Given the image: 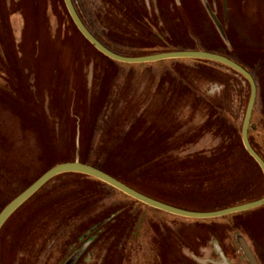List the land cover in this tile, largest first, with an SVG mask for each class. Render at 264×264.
<instances>
[{
    "label": "rangeland",
    "instance_id": "374dc122",
    "mask_svg": "<svg viewBox=\"0 0 264 264\" xmlns=\"http://www.w3.org/2000/svg\"><path fill=\"white\" fill-rule=\"evenodd\" d=\"M72 1L119 55L204 50L250 71L258 94L249 140L264 159V0ZM65 6L0 0V213L49 169L77 160L184 210L264 197V174L241 137L244 76L204 59L116 62ZM240 240L264 264V205L183 218L65 173L6 220L0 264H249Z\"/></svg>",
    "mask_w": 264,
    "mask_h": 264
},
{
    "label": "water",
    "instance_id": "95a60500",
    "mask_svg": "<svg viewBox=\"0 0 264 264\" xmlns=\"http://www.w3.org/2000/svg\"><path fill=\"white\" fill-rule=\"evenodd\" d=\"M65 1V7L70 14L71 18L74 21L75 26L78 28V30L82 33V35L88 40L89 43H91L97 50H99L100 53L103 55L115 60L116 62L120 63H134V64H142V63H148V62H158L162 60H173V59H204L206 61H213L217 63H222V65H225L229 68H232L239 72L242 76H244L251 88V96L248 101L247 111L246 115L244 116L243 121V127H242V141L247 149V152L254 158V160L258 163V165L261 167V171L264 174V159L255 152V148L252 146L250 140H249V130H250V122L251 117L253 116L254 111V105L257 98L258 90L256 85V79L253 76V74L248 71L243 66L239 65L238 62L234 61L233 59L223 56L220 53H214L204 50H181V51H174V52H163L158 54H149L146 56L141 57H127L117 54L116 52L110 50L106 46H104L102 43H100L99 39L96 38L85 26L84 23L77 13L75 9V5L72 0H64ZM65 173H79L82 175H87L93 178H96V180H99L103 183H106L110 186H112L114 189L130 196L131 198L135 199L136 201H139L143 204L148 205L149 207H152L157 210L165 211V213L172 214V215H178L183 216V218H191V219H211V218H221L230 214H237L241 213L250 209L258 208L262 205H264V197L257 200V201H251L245 204H241L239 206H232L228 207L226 209L222 210H215L210 212H200V211H190V210H184L183 208L175 207L166 204L165 202H162L160 200L154 199L149 197L148 195L141 193L133 188L131 186L125 184L124 182L120 181L119 179L115 178L113 175L96 168V166L81 163L78 160L67 162L64 164H57L51 169H49L44 175H42L40 178L34 181L32 185H30L27 189H25L19 196L15 197L9 204L5 206V208L0 213V230L3 227L6 220L9 219L11 215L15 213V211L29 198H31L42 186H44L48 181H50L52 178L59 174H65ZM240 246L246 255L245 257L248 260L249 264H258L254 255L252 254V251L250 250L249 246L243 241L240 240Z\"/></svg>",
    "mask_w": 264,
    "mask_h": 264
},
{
    "label": "trees",
    "instance_id": "16d2710c",
    "mask_svg": "<svg viewBox=\"0 0 264 264\" xmlns=\"http://www.w3.org/2000/svg\"><path fill=\"white\" fill-rule=\"evenodd\" d=\"M210 52H212V51H210ZM214 53H217V52H214ZM149 55V54H148ZM152 55H154V54H152ZM131 57H134V56H131ZM89 165H93V164H89ZM93 166H95V165H93ZM96 168H99V167H96ZM99 169H101V168H99ZM101 170H103V169H101ZM105 171V170H104ZM107 172V171H106ZM111 174V173H110ZM112 175V174H111ZM114 176V175H113ZM115 177V176H114ZM115 178H117V177H115ZM118 179V178H117ZM120 180V179H119ZM120 181H122V180H120ZM123 182V181H122ZM125 183V182H124ZM126 184V183H125ZM127 185H129V184H127ZM130 186V185H129ZM132 188V187H131Z\"/></svg>",
    "mask_w": 264,
    "mask_h": 264
},
{
    "label": "flooded vegetation",
    "instance_id": "af4514ba",
    "mask_svg": "<svg viewBox=\"0 0 264 264\" xmlns=\"http://www.w3.org/2000/svg\"><path fill=\"white\" fill-rule=\"evenodd\" d=\"M90 238H91V236H89V238L87 239V241L90 242ZM79 241H80V239L78 240V243H80ZM76 250H77V249H76ZM74 252H77V251H74Z\"/></svg>",
    "mask_w": 264,
    "mask_h": 264
}]
</instances>
